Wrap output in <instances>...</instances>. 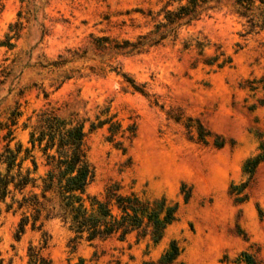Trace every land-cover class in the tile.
Listing matches in <instances>:
<instances>
[{
  "label": "rangeland",
  "instance_id": "obj_1",
  "mask_svg": "<svg viewBox=\"0 0 264 264\" xmlns=\"http://www.w3.org/2000/svg\"><path fill=\"white\" fill-rule=\"evenodd\" d=\"M167 1L0 0V154L13 131L11 147L22 145L19 162L26 158L38 116L55 111L85 125L91 195L104 199L119 183L125 193L179 205L157 245L133 234L82 242L73 252L61 220L42 231L29 224L18 239L22 213L7 210L12 195L0 197L3 264H34L31 249L45 238L41 255L51 264L158 263L174 241L183 250L174 264H246L243 253L264 264V163L253 177L245 173L264 146V31L249 34L246 20L223 7L158 47L112 50L154 31ZM109 119L121 126L115 142L126 153L109 142L108 124L92 130ZM201 130L210 134L206 143ZM33 161L34 176H43L39 148L24 171Z\"/></svg>",
  "mask_w": 264,
  "mask_h": 264
},
{
  "label": "trees",
  "instance_id": "obj_2",
  "mask_svg": "<svg viewBox=\"0 0 264 264\" xmlns=\"http://www.w3.org/2000/svg\"><path fill=\"white\" fill-rule=\"evenodd\" d=\"M174 6L177 7L170 9ZM223 7H230L234 15L246 20L249 34L264 31V0H168L158 15L160 17L163 13V19L155 22L154 31L140 37L136 43L125 42L113 46L112 50L134 55L147 48L158 47L176 36L181 28L191 26ZM218 61L215 58L209 65ZM227 63L230 61H224L219 68ZM107 124L109 142L114 143L121 126L113 119L93 124L92 130ZM208 136L209 133L200 131L202 142L206 143ZM86 138L83 123L65 119L55 111H45L38 116L30 135L32 149L26 150L27 157L20 162L22 145L12 149L14 132L10 131L5 136L8 144L5 152L0 154V167L6 165V173L0 174V197L5 203L12 195L7 210L22 213L17 238L21 239L29 224L33 230L42 231L47 222L61 220L74 235L70 241L73 252L82 242H104L114 238L126 241L133 234L139 240L149 237L154 244H159L167 229L177 221L179 205H173L166 198L149 200L135 192L125 193L119 183L106 188L104 199L91 195L89 188L95 181L96 172L88 158ZM115 143L118 149L127 152L126 148H122V142ZM224 145L225 141L216 142L218 148ZM36 148L42 151L47 168L46 173L39 177L34 176L39 170L36 161H33V171H24L23 168L24 162ZM262 151L256 158L247 161V175L253 177L259 165L264 163V146ZM17 194L21 199L17 198ZM190 197L188 195L185 201L188 202ZM47 246L48 240L45 238L41 249H31L34 264H51L41 255L42 249ZM182 252L180 245L174 241L158 263L145 264H174ZM241 261L259 264L253 255L247 253L241 255Z\"/></svg>",
  "mask_w": 264,
  "mask_h": 264
}]
</instances>
